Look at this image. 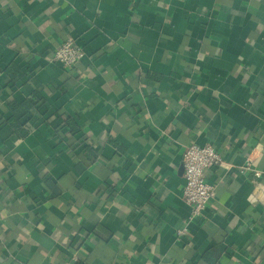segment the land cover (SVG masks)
<instances>
[{
    "label": "crops",
    "instance_id": "crops-1",
    "mask_svg": "<svg viewBox=\"0 0 264 264\" xmlns=\"http://www.w3.org/2000/svg\"><path fill=\"white\" fill-rule=\"evenodd\" d=\"M190 143L228 162L194 221ZM67 263L264 264V0H0V264Z\"/></svg>",
    "mask_w": 264,
    "mask_h": 264
},
{
    "label": "built area",
    "instance_id": "built-area-1",
    "mask_svg": "<svg viewBox=\"0 0 264 264\" xmlns=\"http://www.w3.org/2000/svg\"><path fill=\"white\" fill-rule=\"evenodd\" d=\"M84 56V48L73 37H69L59 45L51 59L68 68H73L81 62ZM227 165L228 162L223 154L212 143L204 145L190 143L185 145L183 151L185 176L183 194L186 202L191 207L190 221L200 218L209 202L216 195V186L207 180V169L217 166L226 167ZM254 165L253 157H249L243 169L253 170L256 177L260 179L263 172ZM184 234L185 230L178 231L179 236Z\"/></svg>",
    "mask_w": 264,
    "mask_h": 264
},
{
    "label": "trees",
    "instance_id": "trees-1",
    "mask_svg": "<svg viewBox=\"0 0 264 264\" xmlns=\"http://www.w3.org/2000/svg\"><path fill=\"white\" fill-rule=\"evenodd\" d=\"M37 100L35 97L26 99L23 102L14 101L10 103V107L16 116L17 122L21 123V120L27 121L34 115L33 110L36 107ZM57 126L58 130L70 129L72 133H78L79 128L77 127L76 121L66 113H58V119L53 123Z\"/></svg>",
    "mask_w": 264,
    "mask_h": 264
}]
</instances>
